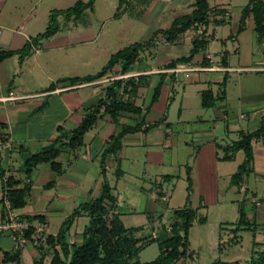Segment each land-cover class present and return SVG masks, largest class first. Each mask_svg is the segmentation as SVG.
I'll use <instances>...</instances> for the list:
<instances>
[{
	"label": "crops",
	"instance_id": "obj_1",
	"mask_svg": "<svg viewBox=\"0 0 264 264\" xmlns=\"http://www.w3.org/2000/svg\"><path fill=\"white\" fill-rule=\"evenodd\" d=\"M194 1L173 0L172 8L178 12L171 22L191 12ZM234 1L236 3V0H228L215 6L209 4L212 10L217 9L210 15L209 25L191 28L194 31L189 34L188 54L194 39L207 38V43L191 60L168 66L171 60L188 55L172 54V46L185 44L184 34L188 30L173 42H166L158 34L128 72L123 74L116 66L101 78L73 84L70 77L96 73L106 64L96 72L86 69L93 57H101L102 50L90 27L85 25L77 30L75 24L68 26L67 40L59 41L60 28L50 37H41L50 23V13L58 10L51 1L45 4L42 0H0L3 28L0 52L11 53L0 60V124L5 125L0 127V197L8 176L20 180L19 186L29 184L25 205L16 212L26 220L43 217L49 233L56 234L74 209L100 195L106 180L115 199L113 211L123 224L142 229L148 225L152 233L158 232L159 237L164 238L167 233L161 227L168 226L175 208L188 204L197 209L198 214L206 216L205 210L211 203L222 207L229 201L228 193L234 195L237 190L244 192L240 202L247 217L255 223L254 228L248 229L253 231L250 252L253 241L262 245L264 194L250 188L248 175L255 173V180L264 178V153H255L254 142L264 144L259 139L253 140L252 166L240 187L232 185L230 179L244 160L243 151H237L230 160L221 159L222 145L237 139L241 131L258 128L264 119V40L255 32L252 16H247L241 24L242 9L248 0H241L237 7L233 6ZM150 6L146 5L144 12L150 14ZM131 15L142 17L143 14ZM76 20L67 19L73 23ZM163 28H156L153 33ZM222 28L227 31L224 37L218 33V30L223 33ZM213 39L220 41L219 49H210ZM35 45L39 46L37 51L32 48ZM109 57L105 58L106 62ZM61 67L66 71L64 74L60 73ZM113 75L117 76L108 78ZM235 77L238 79L231 83ZM119 78L123 85L130 78L137 84L134 95L125 92L122 98L141 111H121L112 117L103 106L101 115L84 134L83 142L75 148L64 146L60 151L57 157L62 166L60 173L49 163H40L27 175L23 168L25 158L54 142L66 143L87 111L105 98L106 86ZM234 84H240L235 96L231 89ZM156 87L160 88L159 94L152 101ZM207 90H211L213 102L205 107L201 101L202 93ZM9 96L15 98L7 99ZM172 105L177 109L174 117L170 113ZM142 120L141 127L126 133L120 149L108 154L102 165V153L111 135L123 126H134ZM155 121L158 123L152 125ZM149 124L151 126H146ZM234 135L236 138H230ZM178 185L182 186L179 191ZM221 199L224 203H219ZM232 201L235 205L234 198ZM2 215L0 207V219ZM81 218L89 221L86 213L75 218L68 231L70 243L82 242L87 223L82 228ZM55 223L58 225L52 232ZM208 223L207 219L203 223L196 221L190 228L192 253L187 258L200 257L201 250H197L195 244H201L199 233L208 228ZM233 223L217 220L212 241L218 251L225 242L223 235L231 233ZM237 235L240 236L239 232ZM231 238L229 244L240 241L239 237ZM3 252H18L20 264H24V257H29V264L44 257L38 263L43 264L46 257H51L46 249L41 251L32 243L17 247L9 232L0 234V257Z\"/></svg>",
	"mask_w": 264,
	"mask_h": 264
},
{
	"label": "trees",
	"instance_id": "obj_2",
	"mask_svg": "<svg viewBox=\"0 0 264 264\" xmlns=\"http://www.w3.org/2000/svg\"><path fill=\"white\" fill-rule=\"evenodd\" d=\"M94 2L95 0H77L72 6L66 9L53 10L49 15L50 23L41 34V37H50L59 30V16H63L66 19L71 17L78 19L84 10H93ZM128 4L131 6L129 0H118L115 16L121 13L120 10L123 5L127 6ZM212 11H217V9H211L209 0H195L191 12L175 18L168 27L154 32L151 38L135 41L115 51L110 55L106 64L96 73L74 76L70 77V79L73 84L93 81L105 76L116 66H119L120 72L124 74L131 70L133 64L139 59L140 53L153 43L154 38L158 34L166 42H173L180 34L193 27L208 26L210 23V15L213 13ZM247 16H252L255 32L260 39L264 40V0H248L242 9L241 24ZM206 43V37L194 39L190 53L187 56H180L171 60L168 66H174L178 62L191 60L194 54ZM10 54V52H0V60ZM120 89H122V92H120ZM136 89L137 84L133 82L132 78L127 80L124 85L123 80L120 78L108 84L106 86L105 98L100 99L87 111L80 124L70 132L66 143H61L60 141L54 142L35 153L29 154L25 158L23 168L26 174L29 175L33 168L40 163H49L54 171L60 173L62 166L57 161L60 151L64 146L75 148L83 142L84 134L94 125L97 118L101 115V108L103 106L105 108L104 110L109 112L112 117H116L121 111L140 112V107L122 98V94L125 92H130L131 95H134ZM159 90V87L155 88L151 99L152 101L157 99ZM222 94L224 95V90ZM212 102L211 90L204 91L202 93L201 104L206 107ZM142 122L143 120L134 126H123L120 131L111 135L102 153V165H104L105 158L108 154L115 153L120 149L122 137L128 132H133L140 128ZM157 123L158 121H155L152 125ZM147 126L151 125L149 124ZM0 127H5V125L0 124ZM254 139H259L264 144V119L261 120L258 128L252 131H241L237 139L226 145H222L224 154L221 159L223 160H230L237 151H243L245 156L244 160L238 165L237 170L231 176L230 183L232 185L240 187L244 181V176L251 169L254 158L252 144ZM187 180V189L190 193V170H188ZM20 182V180L13 176L6 177L3 182V196L10 201L11 207L15 210L25 205V198L30 189L29 184L19 186ZM111 189L109 183L106 180L103 181L99 196L93 200L84 202L74 209L71 215L64 220L56 234H48L45 244L35 245L41 251L46 249L50 252V264H177L179 260L191 255L192 251L189 249L190 228L196 221L205 222V215L198 214L197 209H193L188 204H185L173 210V214L169 218L170 222L168 226L164 225L161 227L165 229L167 233L166 237L161 238L158 234L154 237L152 232L149 234H138L142 228L126 227L118 213L113 211L115 208V199ZM239 204V217L233 223L234 227L231 228V233L236 235V240L239 237L237 235L239 231L254 228L255 224L247 217L243 202ZM2 211L5 212L4 207ZM81 213H86L89 217V221L83 230L82 242L80 244L70 243L68 241V231L75 218ZM36 219L46 221L41 216H35L29 219V221H35ZM33 230V227H29L26 230V236L29 239H31ZM154 241H158V255L150 261L140 262L137 259L140 251ZM219 249H221V246ZM43 258L40 257L35 264H38ZM216 262L222 261L221 259H217ZM0 264H20L18 252H3L0 257ZM225 264H229V262H225ZM231 264L240 263L239 261H234ZM244 264H264V244L260 245L253 241L252 250Z\"/></svg>",
	"mask_w": 264,
	"mask_h": 264
},
{
	"label": "rangeland",
	"instance_id": "obj_3",
	"mask_svg": "<svg viewBox=\"0 0 264 264\" xmlns=\"http://www.w3.org/2000/svg\"><path fill=\"white\" fill-rule=\"evenodd\" d=\"M48 1L52 2V5L56 9H66L70 6H72L75 1L77 0H42L43 3H48ZM87 1V0H83ZM228 0H209V4L211 6H215L217 3H225ZM241 2V0H236V3L234 1V7H237ZM129 3H131V6L129 4L123 5L122 10H124V13H121L119 16H114L118 0H95L94 2V8L93 11H90L89 9L84 10L81 17H79L75 23L68 22L66 18L59 17L58 20L60 21V29L61 33L57 35L59 41L60 39L67 40V34L66 31L68 30V26L77 25L76 29L79 30L81 27H85V25L89 26L90 29L94 32V34L97 36L98 43L101 44V57H93L91 59V63L88 67H86L87 70L91 72H96L99 70L105 63L106 59L108 58L111 52H114L118 50L119 48H122L130 43H133L138 40H145L148 38H151L153 31L156 28L159 27H167L169 24H171V20L175 16V12H178L173 7V0H129ZM146 5H151V9L149 10V13L146 11ZM143 12V13H142ZM135 14L140 16L139 14H143L142 17H135L131 14ZM144 16V17H143ZM229 25H227V28ZM226 28H222L221 31H223ZM194 30L189 29L184 34V41L185 44L179 43L172 49V54L179 56V55H186L189 52V45H190V39L189 34L193 33ZM223 37L224 34L227 32L226 30L223 31V33L219 32ZM211 32V31H209ZM100 33V36H99ZM57 39V40H58ZM103 42V44L101 43ZM106 45V48L103 46ZM217 47L218 49L221 47V43L217 39H213L210 42V49L214 50V48ZM215 48V49H217ZM142 55V54H141ZM68 70H70L69 67ZM60 73L64 74L63 72H66L63 67L60 69ZM72 70V69H71ZM117 75H113V78ZM107 78V77H104ZM234 79H238L237 77L231 79V83L234 81ZM100 81V80H99ZM236 81V80H235ZM244 83V82H243ZM242 83V84H243ZM233 88L232 91L234 92V96L237 93V89L240 87V84H234L231 85ZM179 90L180 87L176 86ZM180 92V91H179ZM179 96H176V98ZM140 103V101H139ZM171 116H175V112L177 111L175 105H172L170 109ZM225 124H221L223 127ZM226 138V137H225ZM230 138H236V136H232ZM231 139V140H232ZM228 141V139H225ZM254 148L255 153L257 155L260 154V152L264 153V146H262L261 142H254ZM249 186L253 190L257 191L258 194L262 195L264 194V178H259L255 180V173H250L249 175ZM182 186L178 185L177 191H179V188ZM228 193L229 201L224 204V206L220 207L216 204H210L206 211V219L209 220L208 228L204 229L205 231L200 232L199 234V241L201 244L196 242V249L201 250L200 257H193V258H185L183 260H180L178 264H225V262H229V264L233 263L234 261H239L240 264H244V262L249 257L250 252V242L253 236V231L248 229H242L239 231V238L240 241L237 243H230L232 242L231 237H235L236 235L233 233H226L223 235V238L225 239V245L221 243L222 249H219L216 247L215 241H212V233L217 228V220H223L230 222H236L239 217V203L244 197V192L240 191L238 192L235 190V192ZM231 198V200H230ZM235 199V205H233L232 199ZM228 200V199H227ZM219 203H224V199H221ZM246 208H248V204L245 205ZM169 222V219H168ZM260 222V221H258ZM87 223L86 218H81L79 220V224H81V227H84V224ZM128 223V221H126ZM264 224V222H263ZM58 224L55 223L52 227V232L55 231V226ZM203 229V228H202ZM262 234H264V226L262 227ZM196 230H193V233L196 234ZM151 233L150 227L148 225H145V228L141 230V234H149ZM261 233V232H260ZM139 234V233H138ZM196 241V240H195ZM264 243H262L263 245ZM261 247V246H260ZM159 253V245L158 241H154L149 243L145 248H143L139 255L138 260L140 262H146L154 259ZM197 252H194V255L196 256ZM202 256V257H201ZM49 257H46L43 264H48ZM217 259H221L222 262H216ZM29 257H24V264H29ZM224 262V263H223Z\"/></svg>",
	"mask_w": 264,
	"mask_h": 264
},
{
	"label": "built area",
	"instance_id": "obj_4",
	"mask_svg": "<svg viewBox=\"0 0 264 264\" xmlns=\"http://www.w3.org/2000/svg\"><path fill=\"white\" fill-rule=\"evenodd\" d=\"M3 28L0 26V34ZM34 51L39 49L38 45L32 47ZM15 97L9 96L7 99ZM147 126V125H146ZM0 207H4L5 212L2 219H0V232H9L17 247H22L27 243L34 245H41L46 243V238L49 234L48 223L44 220L29 221L21 218L15 209L11 207L10 201L3 195L0 197ZM33 227L31 239L26 236V230ZM153 236L156 237L157 233L154 232Z\"/></svg>",
	"mask_w": 264,
	"mask_h": 264
}]
</instances>
